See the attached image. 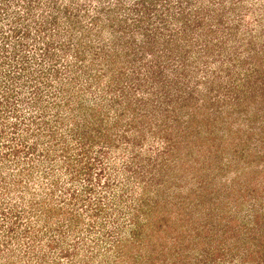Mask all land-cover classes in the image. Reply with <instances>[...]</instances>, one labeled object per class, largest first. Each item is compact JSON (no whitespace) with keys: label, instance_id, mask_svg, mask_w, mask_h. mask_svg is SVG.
<instances>
[{"label":"rangeland","instance_id":"1","mask_svg":"<svg viewBox=\"0 0 264 264\" xmlns=\"http://www.w3.org/2000/svg\"><path fill=\"white\" fill-rule=\"evenodd\" d=\"M0 264H264V0H0Z\"/></svg>","mask_w":264,"mask_h":264}]
</instances>
